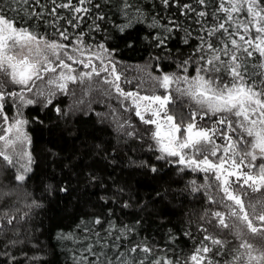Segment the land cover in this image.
I'll use <instances>...</instances> for the list:
<instances>
[{
	"label": "snow or ice",
	"instance_id": "6c2138e0",
	"mask_svg": "<svg viewBox=\"0 0 264 264\" xmlns=\"http://www.w3.org/2000/svg\"><path fill=\"white\" fill-rule=\"evenodd\" d=\"M105 5L122 19H111ZM91 33L104 35L97 42ZM115 38L153 50L148 64L136 66L142 75L119 70L117 49L106 43ZM62 96L73 103L61 108ZM93 103L108 109L118 140L152 153L130 157V167L154 175L170 167L212 207L199 218L198 240L183 232L194 244L182 252L171 228L157 242L139 217L118 223L112 205L129 209L135 199L143 210L145 202L114 186L100 197L106 215L84 216L57 233L73 264H264V243L250 239L264 241V0H0V235H18L16 225L41 206L27 190L35 164L28 129L43 121L27 110L67 119L80 106L94 111ZM44 191L69 188L48 184ZM2 254L5 264L16 259ZM28 259L42 264L40 255Z\"/></svg>",
	"mask_w": 264,
	"mask_h": 264
},
{
	"label": "trees",
	"instance_id": "16d2710c",
	"mask_svg": "<svg viewBox=\"0 0 264 264\" xmlns=\"http://www.w3.org/2000/svg\"><path fill=\"white\" fill-rule=\"evenodd\" d=\"M100 2L103 3V0ZM104 10L111 19H122L111 5H105ZM108 27L112 28V25ZM145 29L146 25L137 27L131 33L132 38L141 37ZM84 30L88 32L86 24ZM91 35L99 42L104 33ZM113 36L118 37L119 34L113 30ZM106 43L117 49L115 58L122 62L119 70L126 71L127 76L131 74L128 68L136 69L137 65L150 62L149 53L153 50L142 40L133 48L126 47L120 38L110 39ZM177 46L178 42L174 41L173 47ZM124 86L129 89L133 87ZM80 94L77 87V95ZM73 99L70 96L60 97V107L72 104ZM80 107L82 111H75L67 119H62L51 109L41 110L38 106L27 110L26 114L39 116L43 121L31 123L28 129L32 137L35 164L27 190L34 194L41 206L32 208L29 218L16 225L18 235L11 230L8 235H0V264H5L9 258L2 254L4 252L16 257L12 264H34L28 259L33 254L42 257V264H73L72 252L56 240L57 233L61 229H73L84 216L100 215L101 212L106 215L108 206L100 201V197L109 190H115L114 186L127 188L145 202L143 210L136 207L135 199L129 209H119L112 205L116 208L118 223H134L139 217L143 233L157 242L166 239L167 229L171 228L178 235L176 247L182 252H188L194 241L184 236L183 232L190 229L198 240L201 235L196 231L199 218L204 209L212 205L207 204L203 194L190 193L185 188L186 181H182L170 167H165L155 175L145 169L130 167V157L151 159L152 153L144 151L139 145L131 147L132 141L124 144L118 140L112 123L104 116L105 106L93 103L91 107L94 111L88 110L86 106ZM90 174L100 177L104 186L100 185V181H91ZM61 183L69 188L68 193L53 191L49 195L44 191L48 184L56 188ZM165 190L166 198L156 196L157 192L165 193ZM8 239L20 242L7 247L5 242ZM250 239L257 245L264 243L259 237Z\"/></svg>",
	"mask_w": 264,
	"mask_h": 264
},
{
	"label": "rangeland",
	"instance_id": "374dc122",
	"mask_svg": "<svg viewBox=\"0 0 264 264\" xmlns=\"http://www.w3.org/2000/svg\"><path fill=\"white\" fill-rule=\"evenodd\" d=\"M128 69H129V71L131 72V74L128 75L129 78H132L133 76H136V75H137V73L134 71L135 68H128ZM92 97H93V96H89V97H87L86 99H92ZM103 111H104V113L106 114L107 111H108V109L104 108Z\"/></svg>",
	"mask_w": 264,
	"mask_h": 264
}]
</instances>
